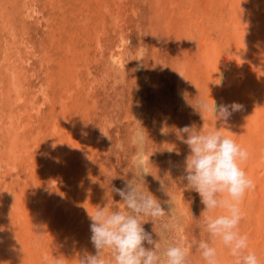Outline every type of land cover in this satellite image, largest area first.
Wrapping results in <instances>:
<instances>
[{
    "label": "bare ground",
    "instance_id": "6f19581e",
    "mask_svg": "<svg viewBox=\"0 0 264 264\" xmlns=\"http://www.w3.org/2000/svg\"><path fill=\"white\" fill-rule=\"evenodd\" d=\"M58 1H22L23 7L16 9L21 12L19 23L15 22V12L7 11L0 1V264H80L85 253L96 254L88 211L94 213L97 206L108 205L102 201L108 196L84 176L86 171L95 170L96 152H91V143L78 138L77 133L83 130L75 119L87 110L82 101L93 98L94 87L80 77L79 63L90 52L85 48L88 45L82 47L86 55L76 45L89 38L93 42L88 48L97 46L95 68L103 72L100 70L93 85L103 86L116 79L114 71L133 67L124 30L126 16L121 17L126 9L121 1L126 6L131 0H69L71 17L64 9L57 20L50 9ZM45 3L53 7L47 9ZM149 5L154 44L163 33L172 56L181 112L193 106L198 93L210 107L229 106L231 115L226 122L216 121L212 112L206 111L205 123L209 130L217 128L249 153L241 167L255 187L241 202L239 231L247 235L249 250L257 255L259 264H264V0H150ZM33 23L44 24L46 37L52 41L47 44L51 52L45 45L37 48L30 38L28 30ZM140 54L142 50L137 56ZM39 74L45 79L33 85L31 78H39ZM233 104L239 109L233 111ZM166 106L169 108L165 101ZM143 159L147 161L146 156ZM180 168L175 164L169 170L174 180L179 179L181 189H176L173 206L180 211L181 220L194 212L203 221L205 206L200 196L197 202H186L194 190L186 188ZM202 240L210 242L209 235ZM187 246L190 264H205L198 251L195 255L201 261L193 263L191 247ZM215 246L220 264H234L219 240Z\"/></svg>",
    "mask_w": 264,
    "mask_h": 264
},
{
    "label": "rangeland",
    "instance_id": "374dc122",
    "mask_svg": "<svg viewBox=\"0 0 264 264\" xmlns=\"http://www.w3.org/2000/svg\"><path fill=\"white\" fill-rule=\"evenodd\" d=\"M0 1L4 3L2 5L6 6L7 11L12 13L15 12L13 13L14 15H16L15 22L19 23L18 21L19 18H21L20 16L21 12L20 10H16V9H18L19 7L20 8L23 7L24 4L22 5L21 2L24 0H14L16 2H14L13 0H9V2L8 0L5 1L0 0ZM64 4L66 6H63ZM149 4H150V0H131V2H129V4L125 6V2L122 3L121 1V7L124 9L126 8L121 13L123 14L121 15V17L126 16L124 20L125 24L124 23L122 24H124L125 33L127 32L126 34L130 41V47L132 49L130 55L131 58L135 61L134 63L135 67L134 66L132 67L131 64L129 66L130 69L128 67V69H126L121 73L114 71V75L116 77L115 80L111 78L109 79L108 82L106 83L104 82L103 86H98L97 82H96L97 84L93 85L92 82L97 81L96 78L99 79L100 70H101L97 67H96L97 69L95 68L96 60L98 59V52L97 49L94 48L97 46L94 44V46L91 47V49L88 48L90 47L89 44L93 42V41H88L89 38L87 39V41H81V43H78L76 45L77 49L82 50V53L84 52L85 55H86L85 51H87L85 50V48H87L88 51H90L88 52L86 57L84 56L85 60H83L82 63H79L80 64L79 70H81L80 77H82V80L88 81V85L90 86L92 84V86L94 87V93L91 94L93 98L90 97L89 100L85 99L87 97L84 94L83 98L85 100L82 101L83 106L85 105L86 106L90 105V106L89 107L85 106L87 110L85 109L82 110L83 114H80L79 118L77 117V119H75V122L77 121L76 123L77 126L79 124L78 127H80V129L83 130L82 134L84 133L83 135L77 133V136L79 139L80 137H83L81 138L82 141H88L87 142L88 144L91 143L90 146L91 152L92 153L96 152L95 154L96 158L93 162L96 171L94 169L86 171L87 173L84 176H87L86 178H88L90 182H93V185L97 184V188L103 192L102 194L105 193L106 194L105 196H108L106 197V201L104 198L102 200L101 198L102 195L100 196V199L103 201L104 205L108 204L110 209H116V207L118 206L120 210H124L122 198L118 195V193L113 191V189H122L127 181H131L135 179V173L133 171L137 170L136 163L137 161H141V160L143 161V164L145 165V170L150 174L144 176L145 184H142L141 187L143 188V190L145 191L148 190L149 192H151L157 198V200L160 202L161 206L164 208L166 212H171V208H173L172 213L175 214L176 219H173L171 215L165 216L164 221L168 222L169 225L168 230H161L159 223H157L155 229V224L150 220L149 217L143 218L142 222L144 223L142 226L146 232L152 234L154 240L158 241L162 237L161 239L162 247L167 246L171 242L170 237L172 236H178L180 238H183L184 240L186 239L185 240L186 243L191 247L190 257L194 258L193 261L194 263L201 261L198 258V256H196L195 254L199 242L203 238L207 237L208 239V233L204 231L203 223H202L203 221L198 219L199 218V216L197 215L198 213L194 214V212H191L190 213L191 216L188 215L185 221L180 219L179 216L180 211L177 210L178 208L176 207V205L173 206L175 204L174 199L176 198V192H177L176 189L177 188L180 189V183L178 181L179 179L176 178L175 179L176 181L173 179V175L172 173H169V170H171L172 167H175L176 164L178 165L179 168L180 167L183 168L182 170L184 171L183 163L185 161L186 156L190 153V149L186 144L182 143L177 138L176 131L177 129L179 130L185 126H189L192 124L193 125L189 127H193L197 131L203 128V124L205 123V120L207 118L206 116L207 112L201 113L199 109L196 108L195 105H198V103L203 99L204 101H206V98L200 99V93H198L197 98H195V101L192 102L193 106L189 108L190 111L192 110L195 112L190 113L189 110L186 112L185 110L187 109H185L184 111L182 110L181 112V109H179L180 104L177 102L178 98L176 96L177 95L176 84L174 82V80L176 79L175 77H173L176 74V71H174L170 59L172 56L167 51L169 49H167L168 47L165 41L166 36L163 33L158 35V40H157L158 42L154 44L155 31L153 30L154 27L151 25L152 23L150 18L152 17V15L150 12L151 6ZM45 5H46L45 8L47 9L53 7L46 3ZM57 5L59 6L57 7ZM69 6H70L69 0H66V2L65 0H59L58 4L56 3L55 6L50 9V11H52L50 12V14L58 20L60 19L59 15L62 13L60 11L64 12L67 9L68 13L67 12L66 13L69 15L70 13ZM12 8L14 9L12 10ZM148 13L150 14L148 15ZM109 21L111 22V19ZM149 24L152 27V30L150 29ZM112 26H113L112 24L110 23L108 24V28L112 29ZM28 31L30 38L35 42L37 48L40 49V47H42L43 45H45V47L46 46L49 47V45L47 44L51 43L52 41L51 39H47L46 37V34L44 32L45 31L44 24L33 23ZM1 32L2 31H0V33ZM4 37L5 36H3V38ZM87 45L88 47H85ZM82 47L85 48L83 49ZM139 50H142L143 54L137 56ZM48 51H50V47ZM55 57L58 60V53L55 55ZM95 57H97V59ZM88 60H90L91 62ZM85 65H87V67ZM88 67H90L89 71H93V75L95 76L94 78L89 76L87 71ZM36 71H38V69ZM102 72L103 70H101V73ZM43 77L44 75L42 74H39V78H37L36 76L32 77L31 78L32 84L38 85L39 82H42V80L45 79ZM154 84H157L158 86H155ZM165 101L168 103L169 108L171 107V109H169L167 106L164 107ZM155 110H157L158 113L155 112ZM186 113L188 115H186ZM158 116L159 117L162 116L163 120L165 121H160L159 120L160 118H158ZM180 118L183 120V122ZM104 128H106L105 134L108 136L102 133L101 129L103 130ZM158 128L161 129L158 130ZM162 129H164L163 132ZM137 134L143 136L142 143L134 142ZM152 136L155 137L153 138ZM156 136H158V138H156ZM173 136L175 137V139L173 138ZM159 141L161 142L159 143ZM162 142L163 143L167 142V143L163 144ZM173 144L176 145L174 146ZM159 145L160 146L162 145L163 148L159 147ZM164 147L167 148L164 149ZM105 149L107 150V152ZM102 151L104 153H102ZM143 156H146L147 161L143 159ZM104 163L107 164L105 165ZM98 175L100 178L98 177ZM161 180L165 181L169 195L166 192L160 190ZM101 191L98 192L101 194ZM191 195L192 198L189 196L186 199V202L188 204L192 202V200L194 202L198 201L197 197L199 194L197 192L193 191ZM177 221H179V224L177 223ZM180 223L182 226L180 225ZM182 223L185 225L183 226ZM155 230L161 233V237L155 232ZM144 246L146 248L152 247L151 245H148L147 242H144Z\"/></svg>",
    "mask_w": 264,
    "mask_h": 264
},
{
    "label": "clouds",
    "instance_id": "9594fccd",
    "mask_svg": "<svg viewBox=\"0 0 264 264\" xmlns=\"http://www.w3.org/2000/svg\"><path fill=\"white\" fill-rule=\"evenodd\" d=\"M195 106L201 113L212 112L216 121L222 119L226 122L231 115L227 105L217 107L213 104L210 107L201 100ZM239 107L231 105L233 111ZM176 136L190 149L184 161L182 179L187 181V189L199 194L205 206L201 217L210 242H199L197 251L201 258L205 264H220L215 246L219 240L234 259V264H259L257 255L249 250L247 235L239 231L243 219L241 202L245 193L255 187L241 167L249 158L248 151L222 135L217 128L209 130L206 123L199 131L185 126L176 131ZM134 142L142 143L143 136L137 134ZM136 169L133 171L135 179L127 181L122 189H113L122 198L124 210L118 206L110 210L108 205L97 206L94 213L87 210L91 220L90 239L96 254L85 253L79 258L80 264H190L189 248L183 238L172 236L171 242L162 247L161 233L155 230L161 237L157 241L143 228L144 217L154 222L155 229L159 223L161 230L169 228L164 221L166 215L176 217L172 208L171 212H166L157 198L141 187L145 184L144 176L150 174L142 160L137 161ZM160 184V190L168 194L165 181L161 180ZM144 242L152 247L146 248Z\"/></svg>",
    "mask_w": 264,
    "mask_h": 264
}]
</instances>
